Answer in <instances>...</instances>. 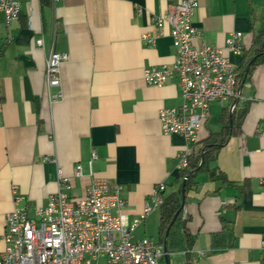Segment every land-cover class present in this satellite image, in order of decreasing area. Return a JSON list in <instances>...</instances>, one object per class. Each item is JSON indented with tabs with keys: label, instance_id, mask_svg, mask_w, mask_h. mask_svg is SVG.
<instances>
[{
	"label": "crops",
	"instance_id": "1",
	"mask_svg": "<svg viewBox=\"0 0 264 264\" xmlns=\"http://www.w3.org/2000/svg\"><path fill=\"white\" fill-rule=\"evenodd\" d=\"M178 2L21 0V14L10 24L0 12V255L15 195H24L32 211L46 205L59 190V168L72 179L71 195H85L94 178L122 186L126 206L117 213L129 221L137 217L157 185L166 184V194L178 188L181 154L199 150L219 132L224 105L235 107L237 100L245 112L236 118L238 132L217 152L226 179L200 172L198 186L185 196L186 223L195 236L190 262L264 264V61L246 66L244 54L226 50L233 32L243 34L244 53L252 48L264 29V0H199L193 21L202 38L222 48L239 73L246 72L236 97L211 104L194 142L161 128L160 110L182 103L177 81L158 87L144 79L146 68L174 61L168 27L154 44L143 36L157 31L154 16ZM40 36L45 47L36 43ZM52 43L68 54L61 64L64 98L56 104L46 94ZM160 216V209L152 212L137 237H146L140 229L146 233L149 218L160 223ZM223 231L234 233L233 245L213 248L212 235ZM176 252L185 264V252Z\"/></svg>",
	"mask_w": 264,
	"mask_h": 264
},
{
	"label": "built area",
	"instance_id": "2",
	"mask_svg": "<svg viewBox=\"0 0 264 264\" xmlns=\"http://www.w3.org/2000/svg\"><path fill=\"white\" fill-rule=\"evenodd\" d=\"M21 0H0L7 24L21 14ZM199 0H179L173 10L154 16L157 31L144 35L149 44L168 27L175 48L171 64L145 69L147 85L164 86L177 81L182 103L162 108L159 120L164 134H179L194 142L211 114L213 102H228L238 95V66L219 46L204 41L193 18ZM199 40V44L196 41ZM38 46L45 47L43 36ZM229 54H244L243 34L233 32L226 40ZM68 54L49 46L46 61V94L50 104L64 98L61 64ZM234 106H231L233 109ZM264 129V125H263ZM190 150L182 153L179 168L188 166ZM95 157V154L93 155ZM44 160L52 161L45 157ZM82 165H77L80 174ZM59 190L46 205L28 207L24 195H15V207L5 219L4 251L0 264H162L166 246L154 238L137 237V228L159 210L167 186L157 185L140 215L132 220L120 212L126 206L122 186L112 187L104 178H94L83 196L71 195L72 179L58 169ZM186 218V212L184 211ZM264 246V240H263Z\"/></svg>",
	"mask_w": 264,
	"mask_h": 264
},
{
	"label": "trees",
	"instance_id": "3",
	"mask_svg": "<svg viewBox=\"0 0 264 264\" xmlns=\"http://www.w3.org/2000/svg\"><path fill=\"white\" fill-rule=\"evenodd\" d=\"M2 49V48H1ZM244 63L246 66L257 65L264 61V29L255 36L252 48L244 53ZM245 68L239 73L237 84L240 87L245 77ZM232 104L224 105L220 117L222 128L219 132L211 133L205 140L199 150L192 151L188 155V166L181 168L175 182L178 188L171 193L166 194L164 202L160 208V223L158 227L159 241L166 244L169 254L176 251H184L186 263L191 264L190 257L194 245V237L187 226L188 218L184 217L185 201L183 199V190L186 194L198 186L196 176L200 172L210 174L211 178L216 181L225 180L226 176L217 165V152L227 142L232 134L238 132L236 129V118L242 119L244 113L238 109V103L231 109ZM247 185L242 186L243 189ZM235 235L232 231H223L212 235V247L227 248L233 245ZM162 264H166L163 260ZM170 264L171 261H170Z\"/></svg>",
	"mask_w": 264,
	"mask_h": 264
},
{
	"label": "rangeland",
	"instance_id": "4",
	"mask_svg": "<svg viewBox=\"0 0 264 264\" xmlns=\"http://www.w3.org/2000/svg\"><path fill=\"white\" fill-rule=\"evenodd\" d=\"M149 220H148L149 221L148 228L146 229L147 232L143 233V231L140 229V233L146 237H151L154 238V240L159 241L160 239L158 238L159 237L158 224H157L158 222L153 224L152 218H149ZM150 223L152 224V226H150ZM170 258L176 264H183L184 262V256L181 253L175 252V254L174 253L171 254Z\"/></svg>",
	"mask_w": 264,
	"mask_h": 264
},
{
	"label": "water",
	"instance_id": "5",
	"mask_svg": "<svg viewBox=\"0 0 264 264\" xmlns=\"http://www.w3.org/2000/svg\"><path fill=\"white\" fill-rule=\"evenodd\" d=\"M235 103H237V100H235ZM183 195H184L183 199L185 201V190H183ZM165 262H166V264H170V258H169V254L167 252V249H166V255H165Z\"/></svg>",
	"mask_w": 264,
	"mask_h": 264
}]
</instances>
